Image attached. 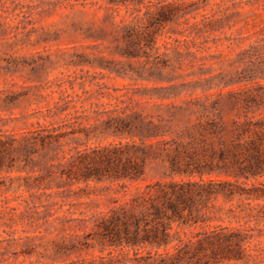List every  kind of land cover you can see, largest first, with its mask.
Here are the masks:
<instances>
[{"label": "trees", "instance_id": "1", "mask_svg": "<svg viewBox=\"0 0 264 264\" xmlns=\"http://www.w3.org/2000/svg\"><path fill=\"white\" fill-rule=\"evenodd\" d=\"M106 1L113 12L114 29L102 28L98 34L115 42L117 52L128 59L129 70L138 76H144V71L135 67L134 60L144 58L143 68L151 65L148 78L153 79L169 67L170 59L164 57H205L212 49L210 42L218 45L221 40L206 37V32L217 28L201 27L196 21L186 22L190 27L185 29L173 27L197 9L198 0ZM168 25L171 27L165 30ZM11 27L8 17L0 13V36L9 34ZM162 36L167 37L164 51L159 45ZM100 60L114 66L124 63L104 56ZM252 65L261 66L264 76V58L252 61ZM247 69L236 82L254 78ZM129 70L117 69L120 74H129ZM177 87L154 89L163 92L161 98H170ZM223 97H227L224 104ZM71 102L61 97L48 116L70 115L75 108ZM98 114L108 116L105 128L119 141L71 146L78 134L87 132L66 120L38 123L21 131H0V195L12 189L6 181L14 171L21 173L23 180L19 190L30 194L31 201L19 196L28 208L38 207L35 200L43 196L85 198L90 192L80 185L89 187L90 181L119 187L107 210L87 216L80 211L82 217L73 218L77 223L71 229L76 232L70 234V242L56 244V254L89 247L91 238V246L110 249V260L101 257V264H258L261 253L251 247L257 236L252 233L254 228L214 222L225 220L215 206L221 198L264 200L262 84L255 92H220L192 96L180 104H160L157 112L125 104ZM16 209L0 205V220ZM228 214L226 218L238 222L251 221L254 216L233 208ZM51 216L54 213L46 210L37 212L33 220L48 222ZM90 227L92 232L87 231Z\"/></svg>", "mask_w": 264, "mask_h": 264}, {"label": "rangeland", "instance_id": "2", "mask_svg": "<svg viewBox=\"0 0 264 264\" xmlns=\"http://www.w3.org/2000/svg\"><path fill=\"white\" fill-rule=\"evenodd\" d=\"M198 1L197 9L181 17L173 27L185 29L190 27L186 22L195 21L201 27H215L217 30L206 32V37L221 38L218 45L210 42L213 46L204 53L205 57H164L170 59L169 67L162 76L149 79L151 65L143 68L144 58L133 61L136 68L144 71V76H138L129 70L125 63L128 59L117 52L115 42L98 34L102 28L114 29L113 12L106 0H0V13L8 17L12 26L9 34L0 36V131H21L38 123L50 125L66 120L74 122L76 129L87 132L78 134L71 146L103 145L119 138L106 130L104 120L108 116L99 112L125 104L157 112L160 104H180L192 96L255 92L259 84L264 86L261 66L252 67V61L264 58V0ZM22 11L26 12L24 16ZM121 15H125V9ZM170 27L166 26L165 30ZM166 38L159 39L161 51H164ZM100 56L106 60H124V63L114 66L101 61ZM245 68H250L247 73L254 78L236 82L244 75ZM117 69H128L129 74H120ZM171 86L178 87L170 92L173 93L170 98H161L159 95L163 92L154 89ZM61 97L71 100V105L75 106L71 114L48 116L49 109ZM225 101L227 97H223L222 103ZM20 174L14 171L8 175L6 183L12 189L0 195L1 208L18 207L0 220V264H69L72 261L101 264V257L110 260V249L101 251L98 246H91L94 243L91 238L89 247L81 246L72 254H56L54 247L64 240L70 242V234L76 232L71 229V225L77 223L73 218L82 217L80 211H85L87 216L107 210L119 189L117 184L90 181L89 187L85 183L80 185L90 192L85 198L43 196L35 200L38 207L28 208L19 197L31 201L30 194L18 188L23 181ZM153 174L151 171L149 176ZM215 206L225 220L214 224L254 228L252 233L257 236L251 247L259 249L258 264H264V200L221 198L215 201ZM230 208L254 216L248 222L230 220L226 218ZM242 209L245 211L241 212ZM46 210L54 213L48 217V222L33 220L37 212L43 214ZM87 231L92 232L91 227Z\"/></svg>", "mask_w": 264, "mask_h": 264}]
</instances>
